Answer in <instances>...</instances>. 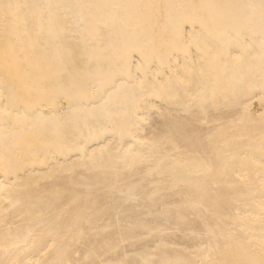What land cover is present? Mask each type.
<instances>
[{
    "label": "bare ground",
    "instance_id": "6f19581e",
    "mask_svg": "<svg viewBox=\"0 0 264 264\" xmlns=\"http://www.w3.org/2000/svg\"><path fill=\"white\" fill-rule=\"evenodd\" d=\"M0 264H264V0H0Z\"/></svg>",
    "mask_w": 264,
    "mask_h": 264
},
{
    "label": "rangeland",
    "instance_id": "374dc122",
    "mask_svg": "<svg viewBox=\"0 0 264 264\" xmlns=\"http://www.w3.org/2000/svg\"><path fill=\"white\" fill-rule=\"evenodd\" d=\"M173 204H170L169 203V205H167V206H169L171 208L173 206ZM198 208L201 211V212H199V214H201V213H203V214L206 213L207 214L208 213V210H206V208L203 207L202 205H199ZM191 219H193V216L192 215H190L188 217V219H186L185 221H189ZM214 227H216V226L214 225ZM168 233H172L175 237L181 238V239L186 240V241L193 240V241H196V242L205 239L210 234L209 232L206 233V232H201V231H196V230L183 232L181 229H169V230H166L163 234H168ZM182 246L183 245H180L179 244V245H175L173 247L176 248V249H179V250H184L185 249V246H183V247ZM132 254H133V252H131V254H128V255H132Z\"/></svg>",
    "mask_w": 264,
    "mask_h": 264
}]
</instances>
